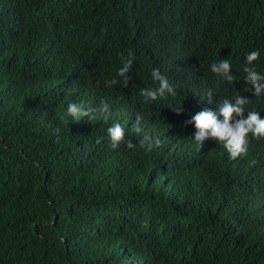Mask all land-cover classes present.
<instances>
[{
    "label": "trees",
    "instance_id": "obj_1",
    "mask_svg": "<svg viewBox=\"0 0 264 264\" xmlns=\"http://www.w3.org/2000/svg\"><path fill=\"white\" fill-rule=\"evenodd\" d=\"M255 50L264 75V0H0V264H264V139L233 160L185 125L209 90L264 118ZM225 59L233 83L210 70ZM153 69L175 97L141 95ZM81 101L109 118L73 120ZM117 122L134 148L111 147Z\"/></svg>",
    "mask_w": 264,
    "mask_h": 264
},
{
    "label": "clouds",
    "instance_id": "obj_2",
    "mask_svg": "<svg viewBox=\"0 0 264 264\" xmlns=\"http://www.w3.org/2000/svg\"><path fill=\"white\" fill-rule=\"evenodd\" d=\"M259 56V50L246 54V66L243 71L246 74L244 80L254 89L253 96L263 97L264 75L256 70L253 63L258 61ZM133 59V53L130 51L128 56L122 59L123 66L119 68L117 73L119 77L123 78L125 85L130 79L126 74L132 67ZM230 68V62L225 59L220 60L218 63H213L210 70L215 76H222L229 83H233L237 78L229 75ZM150 79L149 87L141 90V95L145 100L157 101L177 95L176 86L159 69L152 70ZM116 83L117 80L115 79L108 81L109 85ZM211 103H216L217 109L213 108ZM249 103L250 100L242 95H236L232 99L223 98L218 103L216 102L215 93L210 90L203 98L198 99L196 103L195 101L191 103L185 119V125L188 127L194 124L196 132L193 138L197 150L203 147L205 140L215 139L223 145L230 159L235 160L247 154L251 140L264 139V118H261L259 112H256L258 108L251 107ZM170 107L177 114L183 111L181 107ZM96 112H100L104 119L107 120L110 115H105V113H109V105L103 103L99 109H94L83 101L79 103L70 102L67 105V115L76 121L85 117L89 120H95L97 118ZM53 131L58 133L59 129H54ZM107 131L113 149H116L121 143H126L129 149L135 147L131 140L125 141V129L120 123H114ZM133 131L142 137L139 141L141 147H146L147 150L151 151L154 146H160L161 140L145 129L141 116L136 117Z\"/></svg>",
    "mask_w": 264,
    "mask_h": 264
}]
</instances>
